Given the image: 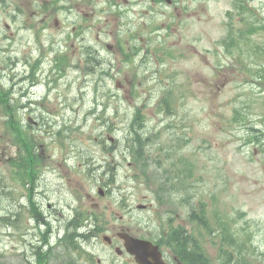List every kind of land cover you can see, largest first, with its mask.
<instances>
[{"label":"rangeland","instance_id":"obj_1","mask_svg":"<svg viewBox=\"0 0 264 264\" xmlns=\"http://www.w3.org/2000/svg\"><path fill=\"white\" fill-rule=\"evenodd\" d=\"M111 1L98 0L95 10L98 12L103 7L107 9ZM234 1L182 0L178 11L166 4H158L155 10L150 11L144 7V31L141 33H144V39H146L144 43L148 42L144 45V50L151 48L147 54L149 62H146L144 67L139 66L140 60L133 67L128 64L122 65L118 77L124 80L125 84L124 90L119 94L126 98L114 99L110 105L113 111L117 110L119 114L118 118L112 116L117 122L116 133L119 135L127 134V120L135 106L140 105V99L146 97L148 100H144L148 101V107H144L146 117L144 132L150 135L160 132L159 135H162L160 145L164 146L172 145L174 136L189 141L185 155L194 156L195 171L199 177V190L205 195L217 196V202L213 203L211 210L225 213L238 220L240 226L248 228L253 234V244L260 252L258 264H264V147L248 143V139L254 135L253 128L264 131V92L260 89L258 82L251 80L257 75L251 74L237 61V53L234 56L227 54L223 46L219 44L226 33L225 27L229 21L226 17L227 12L232 9ZM122 2L124 3L123 0ZM250 3L260 23L264 25V0H250ZM101 11L98 12L100 22L96 27L112 32L113 38L120 30L125 37L140 31L136 29H140L142 23L141 12H135L128 7L122 14L124 16L119 21L117 19V22L114 10ZM175 15L179 18V23L168 30L167 25L173 16L176 17ZM235 21L238 28H244L245 25L239 18ZM149 22H152L154 27L160 25V30L156 31L158 34L153 32L148 35ZM52 28L56 29L55 26ZM21 39L25 41L26 36L22 34ZM251 39L254 44L263 42L264 31L252 36ZM161 46L173 50L176 59H172L170 55L163 56L161 51L156 56L154 51ZM22 50V53L26 51ZM3 58L5 57L0 56V68L4 63ZM162 58L165 61H162ZM245 62L248 64L247 60ZM162 63L171 67L170 70L178 72L177 78L173 81L163 80V82H160L159 76L154 78L151 73L156 71L159 73L157 69L161 68ZM248 65L252 67L251 64ZM135 75L144 76V91L140 92L142 90L140 88L141 94L137 98L129 94L132 89L131 77ZM99 80L98 78L97 84ZM69 81L70 79L64 80L62 84ZM167 81L168 85L172 83L180 92L178 107L176 106L177 116L172 120L170 118L165 120L166 118L162 115H157V104L162 95L161 88L164 87L157 84ZM82 82L83 80L79 78L76 85ZM136 82H139V78L134 83ZM105 83L110 86L115 84L113 80L101 82V84ZM150 93H153L152 97ZM97 102L102 104L104 100L101 98ZM236 108L247 116L246 120L234 119ZM87 109L89 108H85ZM171 122L175 126L174 130L167 128ZM82 133L96 134L93 122L84 126ZM76 139L79 146L75 145V151L86 153L82 140L79 137ZM3 145L6 144L0 140V150ZM92 149L94 152L91 156L98 159L102 157V153L97 148L92 147ZM93 163V167L98 165V161ZM2 170L6 172L7 168L0 161V173L4 174ZM131 174L126 163L118 168L116 184H112L110 196L105 199L99 195V188L97 190L98 183L103 181L101 177L93 185L80 183V186L76 187L79 205L83 204L85 208L99 212L106 210V219H109L116 227L123 225L130 228H142L145 226L154 229L158 219L154 207L156 200L153 184L150 181L152 187L147 188L140 181L132 182L129 178ZM171 174L170 172L169 175ZM148 176L149 173L146 172L143 177L146 183L149 181ZM50 180L45 178L43 184L51 186ZM73 183L77 185L75 181ZM52 185L59 186L58 189L53 188V200L59 197L70 200L67 185L56 183ZM143 204H150V208L139 209L138 206ZM57 210L55 206L54 209H48L47 213L55 214ZM186 211L187 209L179 210L182 218H178V222L185 219ZM242 213H245V216L240 218ZM111 229H113L112 226ZM5 251L7 258L12 260L13 257L7 247Z\"/></svg>","mask_w":264,"mask_h":264},{"label":"flooded vegetation","instance_id":"obj_2","mask_svg":"<svg viewBox=\"0 0 264 264\" xmlns=\"http://www.w3.org/2000/svg\"><path fill=\"white\" fill-rule=\"evenodd\" d=\"M80 233H83L82 230L79 231ZM96 235L95 231L93 230H88L85 231L83 234H79L77 237L76 241L79 242L80 244L83 243H88L87 238ZM118 243H122V241H118ZM25 245H27L29 248L31 247V244L28 240H25L24 242ZM56 253L54 256L50 254V252H47L46 254V261H48L49 264H52V259L56 260V264H68V261L72 258L76 259L77 262L81 263L82 262V257L79 255V252L75 249L74 246L71 247V251L69 252L68 248L65 246H57L55 247ZM59 251V252H58ZM32 251L26 252L27 257H30L34 255ZM42 255H38V258H42Z\"/></svg>","mask_w":264,"mask_h":264},{"label":"trees","instance_id":"obj_3","mask_svg":"<svg viewBox=\"0 0 264 264\" xmlns=\"http://www.w3.org/2000/svg\"><path fill=\"white\" fill-rule=\"evenodd\" d=\"M260 53H261V55H264V47L263 46L260 48ZM261 78L264 79V70H263V72L261 74ZM136 141H137V147L133 148V159L134 160H139L140 158L144 157V150H142V148L144 149V144L141 142V140L139 138ZM134 144H135V142H134ZM201 210L202 211L196 210L198 212L195 211L196 214H197L196 218L197 217L198 218L199 217L202 218V220H200L199 222L197 220L199 226L202 227L203 229H208V228L211 229L209 221H207L205 216L203 217V215L206 214L205 205L201 206ZM196 252H197V255H195V256L200 258V256L202 255L201 250L196 249ZM233 259H234V254L232 252L228 251V260H229V262L231 263V260H233ZM206 264H208V262H206Z\"/></svg>","mask_w":264,"mask_h":264},{"label":"water","instance_id":"obj_4","mask_svg":"<svg viewBox=\"0 0 264 264\" xmlns=\"http://www.w3.org/2000/svg\"><path fill=\"white\" fill-rule=\"evenodd\" d=\"M148 264V263H147Z\"/></svg>","mask_w":264,"mask_h":264}]
</instances>
